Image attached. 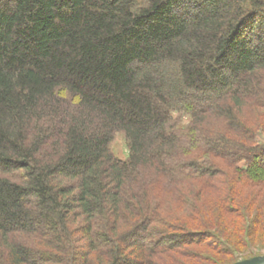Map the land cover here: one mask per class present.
Returning <instances> with one entry per match:
<instances>
[{
	"label": "trees",
	"instance_id": "obj_1",
	"mask_svg": "<svg viewBox=\"0 0 264 264\" xmlns=\"http://www.w3.org/2000/svg\"><path fill=\"white\" fill-rule=\"evenodd\" d=\"M260 135L264 0H0V264H234Z\"/></svg>",
	"mask_w": 264,
	"mask_h": 264
},
{
	"label": "rangeland",
	"instance_id": "obj_2",
	"mask_svg": "<svg viewBox=\"0 0 264 264\" xmlns=\"http://www.w3.org/2000/svg\"><path fill=\"white\" fill-rule=\"evenodd\" d=\"M258 143L263 144L264 143V136L260 135L257 139ZM112 152L114 156L122 161L127 159L128 156V150H127V145L125 142V139L122 134H117L115 136L114 142L112 144ZM264 220V219H263ZM264 224V221H263ZM260 226L261 228L258 229V233L255 234L252 237V244L251 246H248L244 251L240 249L242 253H239L234 256L236 259L246 260V259H251L256 256H262L264 255V250L262 249H257L258 247H264V226ZM261 254V255H260ZM218 260V264H226L229 262L228 257H221V256H216ZM251 257V258H250ZM239 262V261H238ZM217 264V263H216Z\"/></svg>",
	"mask_w": 264,
	"mask_h": 264
},
{
	"label": "water",
	"instance_id": "obj_3",
	"mask_svg": "<svg viewBox=\"0 0 264 264\" xmlns=\"http://www.w3.org/2000/svg\"><path fill=\"white\" fill-rule=\"evenodd\" d=\"M234 264H264V255L242 260Z\"/></svg>",
	"mask_w": 264,
	"mask_h": 264
}]
</instances>
